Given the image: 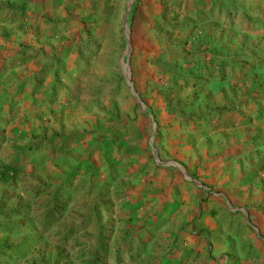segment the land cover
<instances>
[{"label":"rangeland","instance_id":"obj_1","mask_svg":"<svg viewBox=\"0 0 264 264\" xmlns=\"http://www.w3.org/2000/svg\"><path fill=\"white\" fill-rule=\"evenodd\" d=\"M241 1L21 2L24 60L0 65V139L18 151L0 166H24L0 181V224L20 213L0 248L35 233L0 264H215L189 248L195 220L172 223L179 186L166 183L219 158L251 181L264 172V2ZM60 201V220L39 228Z\"/></svg>","mask_w":264,"mask_h":264},{"label":"crops","instance_id":"obj_2","mask_svg":"<svg viewBox=\"0 0 264 264\" xmlns=\"http://www.w3.org/2000/svg\"><path fill=\"white\" fill-rule=\"evenodd\" d=\"M24 1L38 2L39 5L43 1L55 3L58 0H0V65L13 66V61L20 63L24 60V55L15 54L16 50L24 47L20 46V41H25L27 21L24 18L30 19V15L27 16L30 8L20 5ZM246 1L248 4L250 1L264 2H241ZM54 9H50V15H53ZM16 73L13 67H7L2 79L10 80ZM3 90L4 88H0V118H3L5 111ZM10 147L12 152L18 151L17 144H9L8 141L3 142V139H0V157L6 148ZM14 155L10 154V157H16ZM200 163L195 179L183 178L178 174L168 178L167 187L179 186L177 191L167 197L170 199L169 204H176L173 208H168L169 217L173 218L172 223L186 225L196 221V231L201 235V239L197 246L195 239L189 238V248L205 251V257L213 258L209 262L264 264V172L252 180L255 181L252 184L247 176V168H244L247 164L241 166L238 160L219 158L212 162ZM187 164L192 166L190 160H187ZM156 200L154 199L153 203ZM2 219L4 221L0 225L4 233L13 234L12 229L16 228L18 220H10L4 216ZM31 233L35 232L24 234L14 246Z\"/></svg>","mask_w":264,"mask_h":264},{"label":"trees","instance_id":"obj_3","mask_svg":"<svg viewBox=\"0 0 264 264\" xmlns=\"http://www.w3.org/2000/svg\"><path fill=\"white\" fill-rule=\"evenodd\" d=\"M255 141L259 143V145H264V137L257 138ZM31 149L32 148L28 149V151H31ZM135 150L136 148L131 149L130 151L133 152ZM23 166H24L23 164H18V163H3L0 166V180L2 182H7L10 181L11 179H18L21 175V170ZM60 191H64L63 187L60 189ZM63 207H64V203L60 201L55 205L54 208H52L44 215V217L41 219L40 222L44 230L49 229L53 224L57 223L60 220V218L62 217ZM18 213H19L18 210H13L7 214H4V217L10 218ZM3 250H9L16 257L23 258L29 251L28 240H23L14 247L0 248V253H2Z\"/></svg>","mask_w":264,"mask_h":264}]
</instances>
